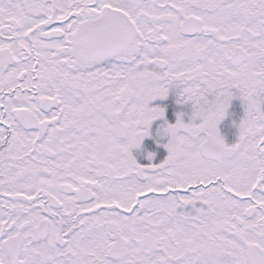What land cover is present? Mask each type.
I'll return each instance as SVG.
<instances>
[{
    "label": "snow or ice",
    "instance_id": "snow-or-ice-1",
    "mask_svg": "<svg viewBox=\"0 0 264 264\" xmlns=\"http://www.w3.org/2000/svg\"><path fill=\"white\" fill-rule=\"evenodd\" d=\"M0 264H264V0H0Z\"/></svg>",
    "mask_w": 264,
    "mask_h": 264
},
{
    "label": "rangeland",
    "instance_id": "rangeland-1",
    "mask_svg": "<svg viewBox=\"0 0 264 264\" xmlns=\"http://www.w3.org/2000/svg\"><path fill=\"white\" fill-rule=\"evenodd\" d=\"M237 91V90H233ZM155 103H162L166 106V115L165 118H159L156 121H154L155 125H159L165 122V119L168 122H175L176 120V113L178 111H184L185 112V120L190 119V113H191V106L190 104H179L177 102V94L176 91L173 89L170 91V94L166 98L158 99L155 101ZM245 114V105L243 100L240 98L239 95H236L233 97L230 107L227 110V114L225 117L221 120L219 124L222 122L224 123H233V128L235 129V136H234V141L238 138V133H239V123L241 122L243 116ZM231 142V143H233Z\"/></svg>",
    "mask_w": 264,
    "mask_h": 264
},
{
    "label": "flooded vegetation",
    "instance_id": "flooded-vegetation-1",
    "mask_svg": "<svg viewBox=\"0 0 264 264\" xmlns=\"http://www.w3.org/2000/svg\"><path fill=\"white\" fill-rule=\"evenodd\" d=\"M155 103V102H154ZM153 122L149 136H146L141 144L140 147L133 148L132 152L133 155L137 157L139 162L141 163H149L148 160V152H155L156 153V162L164 159L167 156V149L164 146L167 142L166 137H162L158 134V129L160 125H155ZM233 123H224L222 122L219 124V129L222 136L225 138L226 142L231 144L234 141L235 136V129L233 128ZM159 141V143H158Z\"/></svg>",
    "mask_w": 264,
    "mask_h": 264
}]
</instances>
